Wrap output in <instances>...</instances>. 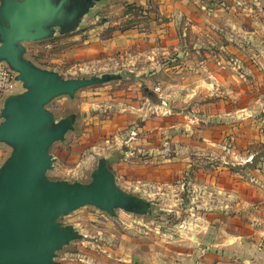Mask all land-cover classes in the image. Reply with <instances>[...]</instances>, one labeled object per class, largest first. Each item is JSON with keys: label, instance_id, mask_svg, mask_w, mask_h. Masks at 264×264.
Instances as JSON below:
<instances>
[{"label": "rangeland", "instance_id": "obj_1", "mask_svg": "<svg viewBox=\"0 0 264 264\" xmlns=\"http://www.w3.org/2000/svg\"><path fill=\"white\" fill-rule=\"evenodd\" d=\"M196 2V22L202 18L198 23L206 25L192 28L182 15L178 44H132V30L158 31L159 0L96 1L74 29L55 28L46 38L24 42V58L63 78L117 76L47 104L54 123L71 118L65 138L50 147L47 179L90 183L103 159L121 189L149 204L144 213L116 209L112 215L85 205L61 216L60 224L82 237L56 251L55 264H171L193 259L194 243L207 235V185H195L194 171L203 170L202 181L207 166L237 161L232 140L220 136V103H250L257 82L264 103V0ZM192 3L183 6L194 9ZM0 64L13 75L0 90L1 123L8 98L27 89L18 72ZM175 84L182 88L168 91ZM132 93L157 103H128ZM156 124L161 135L153 130L148 137L143 128ZM141 139L142 146L135 145ZM13 151L0 142V169Z\"/></svg>", "mask_w": 264, "mask_h": 264}, {"label": "water", "instance_id": "obj_2", "mask_svg": "<svg viewBox=\"0 0 264 264\" xmlns=\"http://www.w3.org/2000/svg\"><path fill=\"white\" fill-rule=\"evenodd\" d=\"M0 1V62L18 72L27 89L8 98L0 123V142L14 148L0 169V264H55L56 251L82 237L73 226L60 224L61 216L85 205L112 215L116 209L144 213L149 204L121 189L103 159L87 184L46 177L53 166L50 147L71 128L69 117L54 123L47 104L117 76L63 78L24 58V42L46 38L55 28L74 29L100 0Z\"/></svg>", "mask_w": 264, "mask_h": 264}, {"label": "crops", "instance_id": "obj_3", "mask_svg": "<svg viewBox=\"0 0 264 264\" xmlns=\"http://www.w3.org/2000/svg\"><path fill=\"white\" fill-rule=\"evenodd\" d=\"M124 1L147 4L149 0ZM184 1L159 0L161 5L158 17L161 18L154 26L159 34L158 31L148 33L145 29L132 30V44H178L181 38L178 30L182 15L189 17L192 28L204 27L205 23H198V20L205 22L202 18L196 22L197 0H193L191 4L194 9L183 6ZM163 16L169 20L163 19ZM155 53L152 50L150 59L154 58ZM168 53L167 50L165 55ZM155 67L157 68L156 65ZM160 87L163 85L160 84ZM178 87L182 88L180 84L170 85L171 89L168 91ZM260 91L263 90L257 82L252 87L255 97L252 96L250 103H235L234 108H229L230 103H220V136L225 141L232 140L237 161L233 166H207V179L202 181L197 180V177H200L203 170L194 171L195 185H207V235L199 236L194 243L196 255H193V259H179L171 264H264V160L261 162L264 158L261 153V148H264V103L256 95ZM137 98H141V95L130 94L128 103H157ZM203 106L206 110L207 103ZM131 109L137 110L133 107ZM149 129L143 128L145 133L150 131L148 137L154 136L153 130L156 138L161 135L157 124ZM142 144L143 139L135 143L139 146ZM177 150L180 152L182 149Z\"/></svg>", "mask_w": 264, "mask_h": 264}, {"label": "built area", "instance_id": "obj_4", "mask_svg": "<svg viewBox=\"0 0 264 264\" xmlns=\"http://www.w3.org/2000/svg\"><path fill=\"white\" fill-rule=\"evenodd\" d=\"M12 76V71L0 64V90L10 85Z\"/></svg>", "mask_w": 264, "mask_h": 264}, {"label": "trees", "instance_id": "obj_5", "mask_svg": "<svg viewBox=\"0 0 264 264\" xmlns=\"http://www.w3.org/2000/svg\"><path fill=\"white\" fill-rule=\"evenodd\" d=\"M261 153H262V155H264V149H263V151Z\"/></svg>", "mask_w": 264, "mask_h": 264}]
</instances>
